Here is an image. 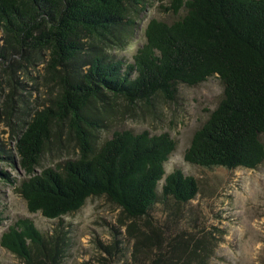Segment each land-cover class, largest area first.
Returning a JSON list of instances; mask_svg holds the SVG:
<instances>
[{"label":"trees","instance_id":"16d2710c","mask_svg":"<svg viewBox=\"0 0 264 264\" xmlns=\"http://www.w3.org/2000/svg\"><path fill=\"white\" fill-rule=\"evenodd\" d=\"M160 6L177 18H150L144 41L128 57L124 51L145 0H0V121L13 141L10 148L0 136V161L17 160L25 172L17 179L0 168V179L14 185L29 212L48 219L105 196L131 221L132 262L126 264H210L217 246L212 236L170 233L199 192L194 176L178 168L165 175L176 140L124 121L135 105L150 108L160 97L174 101L181 84L216 77L218 102L193 132L183 158L203 168L259 166L264 0H168ZM34 70L47 99L32 107L20 76ZM63 135L74 154L37 172L45 151L59 146ZM158 205L167 211L163 223L153 217ZM3 218L0 210V223ZM0 245L23 264H63L70 237L61 221L44 234L23 216L1 233ZM104 248L111 254L118 244Z\"/></svg>","mask_w":264,"mask_h":264},{"label":"rangeland","instance_id":"374dc122","mask_svg":"<svg viewBox=\"0 0 264 264\" xmlns=\"http://www.w3.org/2000/svg\"><path fill=\"white\" fill-rule=\"evenodd\" d=\"M146 7L137 20L135 37L124 51L128 57L144 41L143 29L150 18L171 22L177 14L165 11L160 5L168 0H145ZM182 11H180L181 14ZM40 68V67H39ZM34 70L32 76L20 77L27 83L23 96L29 106L35 107L47 99V88L40 85ZM222 86L211 77L196 86H179L174 101L159 98L154 106L141 104L133 107L134 114L126 117L124 125L136 131L146 129L151 133L169 132L176 140V148L164 164L165 175L178 168L186 175L194 176L199 192L183 211L173 237L188 239L209 234L217 243L210 264H264V161L254 169L237 167L203 168L186 162L183 153L189 145L193 132L204 122L219 99ZM10 128L0 121V136L12 148ZM63 142L52 146L43 154L37 172L43 165H53L64 157L74 154L73 144L62 136ZM264 141V135H263ZM0 168L13 177L25 176L17 160L12 165L0 161ZM162 182V181H161ZM0 210L4 218L0 223V235L19 217H30L44 234L51 233L61 221L69 231L70 247L63 264H126L132 262L133 241L127 233L131 222L121 214V209L105 196H91L83 206L60 219H48L39 212L27 210L24 199L14 190V185L0 179ZM166 210L158 205L153 217L163 223ZM144 229V220H136ZM164 235L168 236L167 233ZM118 244V251L111 254L104 248ZM0 264H23L12 252L0 245Z\"/></svg>","mask_w":264,"mask_h":264}]
</instances>
